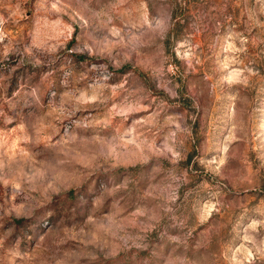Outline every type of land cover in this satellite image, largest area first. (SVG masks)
I'll list each match as a JSON object with an SVG mask.
<instances>
[{
	"label": "rangeland",
	"instance_id": "374dc122",
	"mask_svg": "<svg viewBox=\"0 0 264 264\" xmlns=\"http://www.w3.org/2000/svg\"><path fill=\"white\" fill-rule=\"evenodd\" d=\"M0 264H264V0H0Z\"/></svg>",
	"mask_w": 264,
	"mask_h": 264
},
{
	"label": "trees",
	"instance_id": "16d2710c",
	"mask_svg": "<svg viewBox=\"0 0 264 264\" xmlns=\"http://www.w3.org/2000/svg\"><path fill=\"white\" fill-rule=\"evenodd\" d=\"M22 222H23V220H19V221H17V223H19V224L22 223Z\"/></svg>",
	"mask_w": 264,
	"mask_h": 264
}]
</instances>
